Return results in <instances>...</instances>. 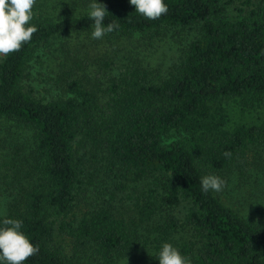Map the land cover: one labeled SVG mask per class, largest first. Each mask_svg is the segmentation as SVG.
Listing matches in <instances>:
<instances>
[{"label": "trees", "instance_id": "obj_1", "mask_svg": "<svg viewBox=\"0 0 264 264\" xmlns=\"http://www.w3.org/2000/svg\"><path fill=\"white\" fill-rule=\"evenodd\" d=\"M164 2L168 12L156 20L130 2L106 6L103 24L118 25L110 36L149 43L192 34L167 75L142 58L124 66L107 62L118 70L107 87L99 72L72 74L70 96L41 98L27 84L38 47L94 28V21L89 11L37 12L36 3L26 27L38 31L0 57V122L26 135L0 154V180L15 189L0 228L5 219L20 220V231L39 247L22 264H120L147 246L114 207L95 204L77 217L94 163L118 186L143 180L153 186L140 208L143 221L191 264H264V221L204 192L199 182L209 168H229L251 147L264 146V0ZM87 146L91 157L80 152ZM183 202L190 206L182 218L176 209ZM62 233L72 238V253L58 241Z\"/></svg>", "mask_w": 264, "mask_h": 264}, {"label": "rangeland", "instance_id": "obj_2", "mask_svg": "<svg viewBox=\"0 0 264 264\" xmlns=\"http://www.w3.org/2000/svg\"><path fill=\"white\" fill-rule=\"evenodd\" d=\"M36 0V11H44L53 16L64 15L67 8L70 14H80L90 11L89 4L93 0ZM130 0H97V3L107 7H121ZM71 6L67 7L66 4ZM94 28L69 31L57 35L43 42L31 62V76L27 82L35 93L51 100L68 97L69 78H84L88 73H101L104 86L111 82V76L116 75V68L111 70L107 62L124 66V63L137 61L142 58L144 65L149 64L154 70L167 75L170 69L179 62L181 49L187 45L192 34L168 36L161 40L149 43L141 36L115 37L106 34L102 39H93L91 32ZM3 55H0L2 57ZM146 61H145V60ZM147 62V63H146ZM237 120L238 116H234ZM20 131L0 122V154L7 144L24 143L26 135L21 136ZM79 140V139H78ZM2 145V146H1ZM9 146V145H8ZM81 154L91 157L89 147H80ZM89 167L92 172V183L88 195L76 208L77 217L81 216L88 207L97 205L111 206L123 214L130 224L142 232V251L133 257L124 259L120 264H159L158 253L162 245L167 242L160 241L159 232L151 228L141 214V205L149 200L145 194H150L148 181H126L118 186L113 175H108L100 163ZM208 175H217L225 181L223 190L217 194L229 205L241 208L248 216L258 221H264V146L251 147L244 157H240L231 167L223 170L209 168ZM122 181V180H120ZM13 186L8 181L0 180V214H6L9 202L13 197ZM186 202L178 206L177 213L184 217L189 209ZM180 237L178 241L180 242ZM58 241L67 251L72 253L73 241L67 234L59 235ZM177 241V242H178ZM176 248V244H171ZM88 254H92L90 251ZM86 258V257H84Z\"/></svg>", "mask_w": 264, "mask_h": 264}, {"label": "clouds", "instance_id": "obj_3", "mask_svg": "<svg viewBox=\"0 0 264 264\" xmlns=\"http://www.w3.org/2000/svg\"><path fill=\"white\" fill-rule=\"evenodd\" d=\"M36 0H0V55L19 51L22 45L30 42L32 36L38 31L36 26L29 25L33 19V6ZM135 6L136 12L146 19L156 20L168 12V6L164 0H130ZM89 17L94 21V30L91 32L93 39H102L118 27L110 23L107 27L103 21L108 14L106 6L93 0L89 4ZM226 158L230 152L223 154ZM204 192L209 190L220 192L225 186V181L217 175H205L200 179ZM5 227L0 228V258L6 264H22L29 257L39 253V247L34 246L25 234L20 231L22 221L5 219ZM159 264H191L190 259L182 257L179 251L169 243H164L158 253Z\"/></svg>", "mask_w": 264, "mask_h": 264}]
</instances>
